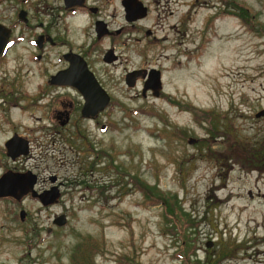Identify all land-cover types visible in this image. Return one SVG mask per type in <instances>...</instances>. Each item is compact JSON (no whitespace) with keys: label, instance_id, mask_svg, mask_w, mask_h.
Wrapping results in <instances>:
<instances>
[{"label":"rangeland","instance_id":"rangeland-1","mask_svg":"<svg viewBox=\"0 0 264 264\" xmlns=\"http://www.w3.org/2000/svg\"><path fill=\"white\" fill-rule=\"evenodd\" d=\"M192 2L181 65L156 62L162 95L136 101L125 91L117 130L95 126L89 144L31 145L19 164L55 174L60 198L0 200V264H77L73 249L89 239L92 264H264V168L243 157L264 136V115L255 116L264 109V0ZM15 66L0 62V75ZM33 114L10 116L22 131Z\"/></svg>","mask_w":264,"mask_h":264},{"label":"flooded vegetation","instance_id":"flooded-vegetation-1","mask_svg":"<svg viewBox=\"0 0 264 264\" xmlns=\"http://www.w3.org/2000/svg\"><path fill=\"white\" fill-rule=\"evenodd\" d=\"M196 8L192 0H0V25L8 32L0 62L10 57L16 63L11 72L0 75V135H4L0 154L10 161L2 164L0 158V176L33 172L19 164L33 157V143L89 144L93 127L105 135L117 130L120 121L112 119L122 109L118 97L125 91H133L136 101L138 95H162L163 67L156 62L171 57L176 67L181 65L177 57L187 51L181 44ZM213 16L205 27H213ZM174 17L176 23H169ZM171 31L176 39H169ZM155 71L161 82L158 95L150 81L153 74L157 76ZM24 78L34 81L32 89ZM91 94L94 104L105 103L95 113L84 110L85 95ZM13 110L40 115L33 114V124L18 131L10 116ZM133 111L137 114V108ZM22 144L27 145V154L12 158ZM36 176L34 188L39 184L35 190L41 193L53 185L50 177L56 175ZM57 180L56 176L59 188L62 183ZM8 198L13 199L0 200Z\"/></svg>","mask_w":264,"mask_h":264},{"label":"water","instance_id":"water-1","mask_svg":"<svg viewBox=\"0 0 264 264\" xmlns=\"http://www.w3.org/2000/svg\"><path fill=\"white\" fill-rule=\"evenodd\" d=\"M8 37V32L3 29V27L0 25V53L4 48V45L6 44V40ZM157 76L154 74L151 76V83L152 88L156 89L154 92V95H158L159 93V87H160V80H159V72L155 71ZM86 99L88 100V103L85 106V112L90 111V113H95L98 110H101L104 106L103 103L94 104L92 100L95 99V96L93 94L91 95H85ZM261 115H264V109L256 113V117H259ZM14 140H10V144ZM192 140H190L191 142ZM28 152V148L26 144H22V149L20 152H16L15 154L11 155L12 158H15L19 155H25ZM56 179V176H51L50 181L53 184L49 189L38 193L34 186L37 180L36 174H34L31 171L27 172H4L0 176V198H6L11 197L14 200H21L24 196L30 195L32 198H37L42 205H49L54 204L57 202V200L60 197V191L57 185L54 184V181ZM20 218H24V211L22 210L20 212ZM66 217L65 215H60L56 217V219L53 221L56 225L61 226L65 223Z\"/></svg>","mask_w":264,"mask_h":264},{"label":"trees","instance_id":"trees-1","mask_svg":"<svg viewBox=\"0 0 264 264\" xmlns=\"http://www.w3.org/2000/svg\"><path fill=\"white\" fill-rule=\"evenodd\" d=\"M241 14H242V15H240L241 17H244V15L246 17L249 16V14H247V12L245 10L244 11H241ZM250 18H251V16H250ZM245 23H246V21H245ZM249 27H251V26H249ZM261 31H264V30L261 29ZM261 143H262L263 146L261 148H259V146L261 145ZM254 146H255V148L252 149L249 152L248 155H243V157L247 161L246 163L248 164V166L250 167V169L260 170V169H263L264 168V154L262 152V150H264V136H263V141H261V138L258 139L254 143ZM237 152H238V150H237ZM133 183H135V181H133ZM135 185L137 186V188L139 190H141L142 192H144L145 188L143 186H141L137 182L135 183ZM87 245H88V248L87 249L82 244L78 245L76 247V249L74 247V249H73V251L75 250L74 259L77 260V264H92V260L87 258V254L89 253V251H94V253H95L96 252V249H94V246H96V245H95V242H92L91 241V239H89V241L87 242Z\"/></svg>","mask_w":264,"mask_h":264}]
</instances>
